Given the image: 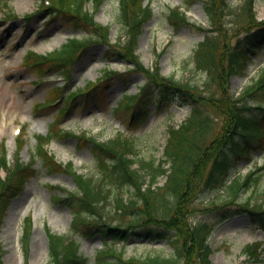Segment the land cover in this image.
Listing matches in <instances>:
<instances>
[{"label":"rangeland","instance_id":"obj_1","mask_svg":"<svg viewBox=\"0 0 264 264\" xmlns=\"http://www.w3.org/2000/svg\"><path fill=\"white\" fill-rule=\"evenodd\" d=\"M40 1L0 0V151L4 148L11 163L17 154L24 163L34 159L31 165L32 175L23 188L9 198L2 212L0 245L4 264H24L25 261L26 264H45L49 258L48 231L78 241L79 252L87 258L86 264H92L97 253L108 248L121 251L122 256L127 259L172 255L173 250L168 241V237L173 235L171 229L165 231L164 237L145 238L131 234L123 240L104 237L100 232L93 231L95 222L120 224L127 228V224L137 217L136 210L127 208L121 213L115 207V197H132L131 187L117 188L112 183H107L109 196L102 203V208L97 209L100 215L90 218L86 215L83 223H80L81 214L75 219L71 206L66 201H61V197L65 195L62 189L75 188L74 180L65 170L47 169L42 158L36 155L37 139L39 135L45 136L58 127L75 135L86 133L100 142L121 135L134 142L137 160L151 161L155 165L163 159L168 126L180 123L188 115L190 107L168 95L158 105L155 104V84L149 82L150 78L143 71L133 69L131 61L112 50L110 45L119 39L124 41L127 35L116 22L119 0H104L99 8H93L91 2H88L87 7L92 11L96 22L108 26L107 37L105 40L95 37L94 41L76 55L68 66V78L59 73L52 74L48 70L40 74L25 61L27 50L46 53L58 48L68 37H89L84 30L67 22L64 16H51L40 10ZM228 1L233 7V14H224L220 18L218 16V20H212V23H219L212 28L207 24L209 17L201 0H143L144 3L148 2L151 15L143 23L135 41V53L142 65L158 67L161 75L171 76L179 82L201 86L205 80L204 71L200 67V57L194 54L198 43L207 38L212 40L211 43L216 41L219 49L225 42L234 45L245 33L247 23L238 10L243 0ZM176 7L185 12L188 19V23L178 27L167 20L169 9ZM252 8L256 21H264V0H255ZM105 69H112L117 73L101 84L91 96L78 95L66 107L65 99L70 93L82 90L89 81L100 79ZM262 70L264 43L241 71L230 75V91L237 96ZM145 83H149L151 91L144 98L145 107L141 118L131 120V115L134 114L132 109H114L122 95L135 94ZM61 85H66L62 88L66 94L64 100L57 99L61 94L58 88ZM47 98L54 100L53 103L48 107H40L46 103ZM19 125L22 131L15 136L14 127ZM69 133L52 137L48 144L50 152L63 164L71 162L77 172L100 179L95 153L80 138ZM19 139L24 141L20 152L17 149ZM236 140L240 142L244 139L237 136ZM250 154L249 159H236L229 170V177H242L248 171L255 170L259 177L257 183L242 189L238 201L251 197L252 203L264 211V149L252 150ZM139 164L137 161L135 165ZM256 167L263 168L257 171ZM205 177L206 173L203 178ZM156 180L161 184L165 177L158 176ZM144 181L148 182V176H144ZM54 185L62 188L51 187ZM224 192L204 187L198 196V201L202 204L196 203L197 208L190 216L193 222H204L206 228H210L207 237L211 248L208 264H264V212L252 214L244 211L222 217L221 210L205 209L211 207L207 203L210 199L219 203ZM29 214L32 217V228L24 257L21 239L23 220ZM137 222L142 223L141 220ZM147 227L162 231L159 223H142L134 230L140 232ZM256 244H259L256 250L258 255L251 257L246 252V247L254 251ZM106 255L109 260L117 259L116 255L109 254L108 251Z\"/></svg>","mask_w":264,"mask_h":264},{"label":"trees","instance_id":"obj_2","mask_svg":"<svg viewBox=\"0 0 264 264\" xmlns=\"http://www.w3.org/2000/svg\"><path fill=\"white\" fill-rule=\"evenodd\" d=\"M87 1L99 6L103 0ZM254 1L244 0L238 7L247 26L244 35L237 39L234 45L225 42V45L222 43L218 49L219 44L216 41L211 43L212 40L207 38L198 43L194 54L200 57V67L204 71L205 79L200 87L161 75L158 67L149 68L142 65L135 53V41L143 23L151 15V8L143 0H119L116 22L127 32L128 41L112 43V50L131 61L134 64L133 69L143 71L145 76L150 78L149 82L155 84V104L158 105L168 95L176 97L180 103L187 104L190 110L177 126H168L163 159L155 165L151 161L137 160L134 142L121 135L107 142H98L84 134L77 136L95 153L101 177L99 181H95L91 177L72 171L77 190L68 193L64 201L71 206L75 216L81 213L88 217L100 215L97 209L102 207V203L109 196L107 183H112L117 188H132L131 198L115 197V207L121 213L127 208L136 210L137 217L127 224V228L121 227L120 224L95 222L93 231L100 232L104 237L122 240L131 234L153 238L164 237L168 229L173 231V235L168 237L173 252L168 257L155 255L144 259H127L122 256L121 251L108 248L106 251L116 255L117 259L109 260L107 255L105 256L106 251H100L92 264H208L211 248L207 237L210 228H206L204 222H193L190 218L197 208L196 203L202 204L198 201V196L204 187L208 190L225 191L219 203L210 199L207 203L211 207H205L221 210L222 217L244 211L252 214L264 212L260 206L252 203L251 197L238 201L242 189L257 183L259 177L255 170L248 171L242 177H229V170L236 163V159H249L252 150L264 149V70L238 96H234L229 89L230 75L241 71L264 43V21H256L252 8ZM202 6L212 28L215 25L212 20H218L217 17L220 18L224 14L232 15L234 11L228 0H202ZM39 9L51 16L60 14L75 28L79 27L89 34L87 39L67 38L58 48L45 54L27 51L25 61L40 74L48 70L50 73L69 75L68 66L76 55L94 41L95 37H101L102 40L107 37L108 26L94 20L91 12L84 9L83 0H50L49 5L41 2ZM167 20L174 27L188 23L185 14L177 8L169 10ZM116 73L117 71L112 69H105L100 79L89 81L82 90L70 93L65 99L66 107H69L70 101L78 95L91 96ZM148 84L141 85L135 94L122 95L114 109H132L134 114L131 115V120L138 119L145 107L144 98L151 91ZM67 134L68 132H65V135ZM53 136H56V131L49 132L46 137L39 136L38 139L41 142ZM237 136L243 137L244 140L239 142L236 140ZM2 150L0 169L6 170L7 174L4 178L0 175V223L9 198L23 188L33 173L31 165L19 162L9 169L4 148ZM36 155L42 158L48 170H61L60 164L48 155L41 145H37ZM137 161L140 164L134 166ZM164 164H167V167ZM68 167H71V163ZM256 168L258 171L263 167ZM205 173L206 177L203 178ZM159 175L165 176L164 182L161 185H153ZM144 176H148L147 183ZM232 207L234 208L231 209ZM138 220L143 224L159 223L162 231L147 227L137 232L134 228L142 224L138 223ZM80 221L83 223L84 217H81ZM31 226L32 220L28 215L23 226L24 251ZM258 247L259 244H256L254 251L246 247V252L251 257H257ZM2 253L0 245V264H3ZM86 261L87 258L79 252L78 241L67 240L66 236L60 234H49V258L45 264H86Z\"/></svg>","mask_w":264,"mask_h":264}]
</instances>
